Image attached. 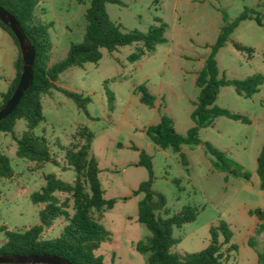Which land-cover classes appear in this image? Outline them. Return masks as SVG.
Here are the masks:
<instances>
[{
	"label": "rangeland",
	"instance_id": "374dc122",
	"mask_svg": "<svg viewBox=\"0 0 264 264\" xmlns=\"http://www.w3.org/2000/svg\"><path fill=\"white\" fill-rule=\"evenodd\" d=\"M89 1L41 0L37 5L35 14L47 27L51 42L50 65L64 58L70 44L81 42ZM119 1L120 4H105L111 21L125 31L138 32L161 23L165 42L134 62H129L127 56L135 46L123 45L111 53L102 50L96 64L86 63L61 72L57 85L90 98L87 114L73 100L52 89L41 99L44 121L36 130L53 152L59 149L57 143H70L78 125L88 127L94 134L90 152L100 169L98 177L104 197L116 199L113 207L103 212L101 223L109 237L95 255L106 264H145V255L135 246L145 241L150 232L137 221V206L143 195L133 191L147 178V170L137 165L138 151L131 148L135 145L151 155L152 189L164 195L169 215L185 205L198 208L193 221L173 228V237L178 239L171 248L173 255L181 257L204 249L211 237L209 228L223 221L232 233L230 243L237 250L231 251L221 264H257L256 252L247 245L254 225V217L247 210L264 209V192L254 184L256 157L264 142V82L252 97L239 95L231 85L220 88L216 95V106L244 115L248 122L218 116L212 125L199 130L201 140L235 161L237 171L249 175L247 180L233 175L225 179L224 173L214 171L201 145L182 146L187 172L177 153L154 145L147 149L144 129L155 124L161 114L172 118L180 134L192 125L190 113L198 95L195 73L221 26L245 8H251L262 24L254 19L241 20L216 52V63L228 79H243L254 73L264 78V0ZM9 36L0 27V93L6 90V79L13 70L15 52ZM233 41L252 51L235 49ZM138 85L145 87L151 106L140 101ZM107 91L114 94L112 110L108 108ZM23 129L22 120H18L15 132ZM0 150L8 156L14 170L12 177L0 180L1 244L5 239L3 227L20 230L38 222L40 207L29 196L43 185L42 173L52 172L69 180L74 172L51 163L32 170L28 162L16 157L15 142L9 134L0 133ZM218 239L222 240L219 231ZM254 240L264 248V234Z\"/></svg>",
	"mask_w": 264,
	"mask_h": 264
},
{
	"label": "trees",
	"instance_id": "16d2710c",
	"mask_svg": "<svg viewBox=\"0 0 264 264\" xmlns=\"http://www.w3.org/2000/svg\"><path fill=\"white\" fill-rule=\"evenodd\" d=\"M40 1L0 0V6L19 22L34 48L32 83L13 111L0 120V133L10 135L15 142L16 157L28 162L32 170L42 169L45 163H51L61 170L71 169L74 175L69 180H63L52 172L41 174L43 185L29 196L30 201L40 207L38 222L20 230L3 227L5 239L0 244V253H48L73 264H106L95 252L109 237L101 218L106 209L113 207L116 199L104 197L98 177L100 169L90 152L94 134L88 127L78 125L68 145L57 143L59 149L51 151L46 138L36 132L44 121L41 99L52 89H56L73 100L77 108L87 114L86 106L90 98L57 85L58 75L71 67L86 63L96 64L102 56V50L111 53L123 45L135 46L127 56L129 62L139 60L146 53L153 51L157 44L165 42L164 27L160 23L149 27L146 32L125 31L120 24L110 20L105 6L107 2L120 4L119 0H90L84 14L85 30L81 42L70 44L64 58L50 65L51 42L47 27L38 21L35 14ZM244 19H254L257 24H262L251 8H245L232 21L225 22L215 41L210 44L201 67L196 71L194 84L198 88V95L190 113L192 125L186 132L178 133L172 118L166 114H161L155 124H149L144 129L145 135L155 147L177 153L187 172L188 162L182 152V146L201 145L208 154L212 168L224 173L225 179L228 175L249 178L247 173L237 171L239 166L235 161L199 137V130L212 125L218 116L242 122L249 121L244 115L214 104L220 88L231 85L239 95L252 97L264 82L263 76L256 73L243 79H228L224 73L219 72L216 63V52L229 39L237 24ZM0 27L10 35L17 48L14 77L8 82L6 90L0 93L2 106L19 79L21 58L18 42L11 30L1 21ZM232 45L237 50L252 51L251 48L234 41ZM136 90L141 94L140 101L151 106L152 99L147 95L145 87L138 85ZM106 94L108 108L112 110L114 94L111 91ZM18 120H22L24 125L20 133L14 130ZM131 148L138 151L137 165L147 170V178L139 182L133 191L134 194L143 195L137 206V221L150 232L145 241L138 242L135 246L139 253L145 255V264H221L231 251L237 250V246L230 243L232 233L227 224L219 221L218 225L209 228L211 237L204 249L181 257L173 255L171 248L178 243V239L173 237V228H180L183 224L193 221L198 208L185 205L178 212L169 215L164 195L152 189L154 176L151 155L135 145ZM13 173L10 159L0 150V180L12 177ZM255 174L259 180L258 188L264 192V142L256 157ZM173 181L178 184L177 179ZM248 214L255 215L258 222L253 235L247 240V245L256 252L257 264H264V248L260 242L254 240L255 236L264 234V209H249ZM55 227H58L57 232L51 234ZM218 231L222 235L221 241L218 239Z\"/></svg>",
	"mask_w": 264,
	"mask_h": 264
},
{
	"label": "water",
	"instance_id": "95a60500",
	"mask_svg": "<svg viewBox=\"0 0 264 264\" xmlns=\"http://www.w3.org/2000/svg\"><path fill=\"white\" fill-rule=\"evenodd\" d=\"M0 21L15 36L20 51L21 71L19 79L5 103L0 106V120L9 115L18 104L26 89L32 83L34 48L28 40L19 22L7 10L0 6ZM0 264H73L70 261L48 253H0Z\"/></svg>",
	"mask_w": 264,
	"mask_h": 264
},
{
	"label": "crops",
	"instance_id": "0c3cea01",
	"mask_svg": "<svg viewBox=\"0 0 264 264\" xmlns=\"http://www.w3.org/2000/svg\"><path fill=\"white\" fill-rule=\"evenodd\" d=\"M9 38H10V42H11V45H12V48H13V50H14V52H15V56H14V59H13V62H12V65H13V70H12V73H11V76L9 77V78H7L6 79V84H8V82L14 77V74H15V68H14V60H15V58H16V55H17V48H16V46H15V44H14V42H13V40L11 39V37L9 36ZM147 137V136H146ZM148 139V138H147ZM145 142H146V147H147V149H150V148H152V146H153V144H152V142L148 139L147 141L145 140ZM140 149H142V148H140ZM215 171V170H214ZM247 180V179H246ZM250 183V182H249ZM258 183H259V180H258V177L257 176H255V180H254V184H255V186L258 188ZM259 189V188H258ZM249 210V209H248ZM248 210H247V212H248ZM252 217H254L253 219H254V225H253V228H252V231H254V229H255V225H256V223H255V219H257L256 217H255V215H251Z\"/></svg>",
	"mask_w": 264,
	"mask_h": 264
}]
</instances>
